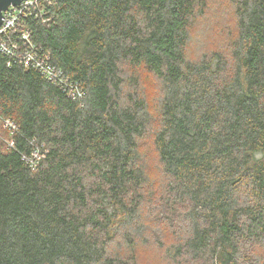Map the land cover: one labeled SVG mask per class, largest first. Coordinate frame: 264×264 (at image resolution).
I'll list each match as a JSON object with an SVG mask.
<instances>
[{
	"label": "trees",
	"instance_id": "16d2710c",
	"mask_svg": "<svg viewBox=\"0 0 264 264\" xmlns=\"http://www.w3.org/2000/svg\"><path fill=\"white\" fill-rule=\"evenodd\" d=\"M214 1L210 42L208 0L28 20L82 100L0 53V264H264V0Z\"/></svg>",
	"mask_w": 264,
	"mask_h": 264
},
{
	"label": "built area",
	"instance_id": "2783aa9c",
	"mask_svg": "<svg viewBox=\"0 0 264 264\" xmlns=\"http://www.w3.org/2000/svg\"><path fill=\"white\" fill-rule=\"evenodd\" d=\"M56 2L57 0H24L19 6H11L4 13V22L0 27V53L9 59L8 66L19 64L26 69H34L49 82L62 88L69 98L82 100L85 97L84 90L51 63L50 53L42 51L37 46L32 33L25 26L31 19L40 20L44 24L49 23L50 8ZM0 125L10 136V140L5 141L8 148L14 147L11 138L19 133L18 124L0 116ZM40 158V151L36 149L30 157H24V160L35 172Z\"/></svg>",
	"mask_w": 264,
	"mask_h": 264
},
{
	"label": "rangeland",
	"instance_id": "374dc122",
	"mask_svg": "<svg viewBox=\"0 0 264 264\" xmlns=\"http://www.w3.org/2000/svg\"><path fill=\"white\" fill-rule=\"evenodd\" d=\"M220 5L221 3L219 2L215 3L214 0H208V4L206 6V18L200 19L197 22L196 35L198 34L205 42L215 40L213 38V31H215L216 40L218 41L220 39L218 36L222 37L223 34H225L227 25L231 20L229 6L223 4L224 7H220ZM226 7L228 8L227 10ZM223 9L226 13H223Z\"/></svg>",
	"mask_w": 264,
	"mask_h": 264
},
{
	"label": "water",
	"instance_id": "95a60500",
	"mask_svg": "<svg viewBox=\"0 0 264 264\" xmlns=\"http://www.w3.org/2000/svg\"><path fill=\"white\" fill-rule=\"evenodd\" d=\"M22 1L24 0H0V27L4 22V13L11 7V6H19Z\"/></svg>",
	"mask_w": 264,
	"mask_h": 264
}]
</instances>
